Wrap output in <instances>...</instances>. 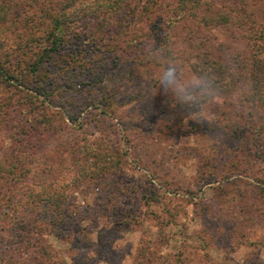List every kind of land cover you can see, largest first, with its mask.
I'll return each mask as SVG.
<instances>
[{"label":"rangeland","instance_id":"rangeland-1","mask_svg":"<svg viewBox=\"0 0 264 264\" xmlns=\"http://www.w3.org/2000/svg\"><path fill=\"white\" fill-rule=\"evenodd\" d=\"M208 3L136 48L122 44L120 60L103 56L88 77L70 72L65 93L56 88L47 118L33 124L34 135H23L19 154L27 165L30 153L54 157L51 179L63 215L47 223L44 212L26 210L22 201L13 209L40 173L22 170L23 182L4 173L0 264H264V100H254L244 71L254 52L263 62L264 34L253 41L254 32L243 33L228 12L231 23L204 25ZM195 25L200 48L191 50L182 39ZM150 46L189 65L194 51H212L221 62L213 77L230 80L231 88H218L200 112L157 94ZM7 98L16 109L0 113L5 165L16 161L20 126L18 102L13 93ZM97 99L99 107L91 102Z\"/></svg>","mask_w":264,"mask_h":264},{"label":"trees","instance_id":"trees-1","mask_svg":"<svg viewBox=\"0 0 264 264\" xmlns=\"http://www.w3.org/2000/svg\"><path fill=\"white\" fill-rule=\"evenodd\" d=\"M203 1L0 0V107L3 109L0 113L6 115L16 109V106L10 109L5 102L7 95L10 98L13 93L19 107L18 117L14 122L20 125L14 127L16 134H13L16 161L5 165L6 161L0 159V178L4 173L12 174L16 181L23 182L22 170H37L40 173L35 182L22 189V197L11 204L13 209L22 201L26 210L40 209L44 212L42 214L47 223H52L63 215L61 210L64 199L51 179V173L57 169L53 168L54 157L49 158V153L45 152L44 155L40 154L39 159L36 154L30 153L31 163L27 165L20 160L19 153L28 139L23 135H34L31 134L33 124L47 118L44 110L46 105L53 103L51 99L56 88L62 93L67 91L63 88V83L70 72L80 78L88 77L101 68L100 58L103 59V56L106 59L120 60L124 53L122 44L124 47L131 45L136 48L140 43L138 40H148V36L152 34L159 36L160 30L166 32L171 25L183 20L186 10L199 9ZM226 1L212 7L210 3L215 2L208 0V6L204 8L205 14L199 20L204 25L209 22L219 25L223 21L229 24L231 21L226 20V15L227 12L232 13L235 19H239L243 33L253 31V41L260 40L264 34V0ZM164 10L165 15L160 13ZM157 17L158 23L154 25L153 21ZM136 27L138 33L135 31ZM193 27L195 28L192 30L188 29L189 34L182 40L191 50H197L200 42L193 35L198 38L201 26ZM84 46L87 48L84 49ZM262 56L264 58V53ZM193 57L195 61L190 64L192 69L212 77L215 68L221 63L210 50L194 51ZM258 58L255 52L251 54L244 71L251 83L254 100L262 102L264 59L262 62ZM214 81L217 90L221 87L223 90L231 88L230 80L220 83V80L214 78ZM2 88L7 90L6 93L11 90L10 96L4 94ZM91 102L99 107L98 99ZM55 103L65 105L60 101ZM72 160L77 161V158L73 157ZM16 166L19 167L20 174L15 171ZM93 171L90 166L88 175L93 174ZM95 185V190H99V182Z\"/></svg>","mask_w":264,"mask_h":264},{"label":"clouds","instance_id":"clouds-1","mask_svg":"<svg viewBox=\"0 0 264 264\" xmlns=\"http://www.w3.org/2000/svg\"><path fill=\"white\" fill-rule=\"evenodd\" d=\"M148 55L157 65L152 79L158 92L184 105L190 111H202L205 103L217 95L214 78L196 71L179 55L149 47ZM179 66V70H177Z\"/></svg>","mask_w":264,"mask_h":264}]
</instances>
